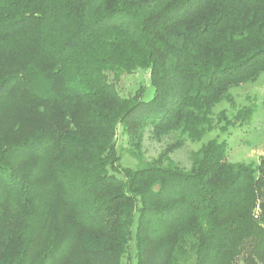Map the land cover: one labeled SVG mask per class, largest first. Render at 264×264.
<instances>
[{
  "label": "trees",
  "instance_id": "obj_1",
  "mask_svg": "<svg viewBox=\"0 0 264 264\" xmlns=\"http://www.w3.org/2000/svg\"><path fill=\"white\" fill-rule=\"evenodd\" d=\"M137 70L150 94H121ZM263 71L264 0H0V264H264V153L140 152L146 127L200 141Z\"/></svg>",
  "mask_w": 264,
  "mask_h": 264
},
{
  "label": "rangeland",
  "instance_id": "obj_2",
  "mask_svg": "<svg viewBox=\"0 0 264 264\" xmlns=\"http://www.w3.org/2000/svg\"><path fill=\"white\" fill-rule=\"evenodd\" d=\"M140 84L147 86L148 93L151 87L148 83V73L137 70L132 74L124 75L117 84L118 91L127 95L133 93ZM233 97L231 103L222 101L213 108L212 122L213 130L203 136L200 141H190L179 131H171L166 134L157 135L146 127L140 140V152L143 161H152L160 158L165 149L178 140L182 144L173 151L168 152L166 157L173 160L183 169H189L192 157L202 143L211 138L225 139L227 142V159L231 162L258 163L264 153V71L254 82H247L230 89ZM252 106L254 113L251 119L242 125L229 127L226 132L220 131L222 122L219 120L220 112H224L227 118H232L237 110ZM118 150L121 155V165L135 168L139 162L133 153L135 147L129 141L127 134L118 130Z\"/></svg>",
  "mask_w": 264,
  "mask_h": 264
}]
</instances>
